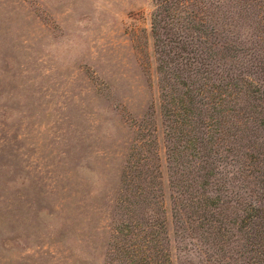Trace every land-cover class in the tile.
I'll return each instance as SVG.
<instances>
[{"label": "rangeland", "instance_id": "obj_1", "mask_svg": "<svg viewBox=\"0 0 264 264\" xmlns=\"http://www.w3.org/2000/svg\"><path fill=\"white\" fill-rule=\"evenodd\" d=\"M152 8L0 0V264L113 262L124 172L144 194L159 182L172 264H208L173 223Z\"/></svg>", "mask_w": 264, "mask_h": 264}, {"label": "trees", "instance_id": "obj_2", "mask_svg": "<svg viewBox=\"0 0 264 264\" xmlns=\"http://www.w3.org/2000/svg\"><path fill=\"white\" fill-rule=\"evenodd\" d=\"M152 4L181 247L208 264H264V0ZM123 182L106 264H172L159 182L148 194L132 174Z\"/></svg>", "mask_w": 264, "mask_h": 264}]
</instances>
